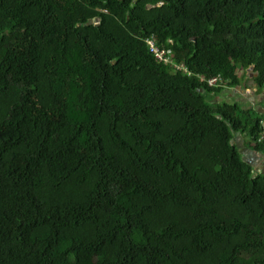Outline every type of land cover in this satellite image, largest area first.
Wrapping results in <instances>:
<instances>
[{
	"label": "trees",
	"instance_id": "1",
	"mask_svg": "<svg viewBox=\"0 0 264 264\" xmlns=\"http://www.w3.org/2000/svg\"><path fill=\"white\" fill-rule=\"evenodd\" d=\"M250 69L264 0H0V264H264Z\"/></svg>",
	"mask_w": 264,
	"mask_h": 264
},
{
	"label": "crops",
	"instance_id": "2",
	"mask_svg": "<svg viewBox=\"0 0 264 264\" xmlns=\"http://www.w3.org/2000/svg\"><path fill=\"white\" fill-rule=\"evenodd\" d=\"M246 78L250 77H244L242 80V85L243 82ZM239 88V87H237ZM235 88V89H237ZM235 89L227 90L224 93V100L228 102H239L245 105L247 108H255L259 114L264 115V90L260 94H258V91H249L253 92L249 96H244L242 94H236V95H230L227 97L228 92L233 91ZM236 144L239 147L240 152L247 157L248 160L252 161L258 168L261 170L264 169V156L261 154L257 153L255 150H253L252 145L248 144V142L245 141V137L242 135L238 136V139L236 140ZM264 173V172H262Z\"/></svg>",
	"mask_w": 264,
	"mask_h": 264
},
{
	"label": "rangeland",
	"instance_id": "3",
	"mask_svg": "<svg viewBox=\"0 0 264 264\" xmlns=\"http://www.w3.org/2000/svg\"><path fill=\"white\" fill-rule=\"evenodd\" d=\"M238 75L240 76L241 79H243L244 77H250V78H246L244 80L242 87H239L233 91L228 92L227 97L230 95H236V94H242L244 96H249L253 93L249 91H257L255 83L253 82V79H254L253 69H250L249 71H240ZM261 172H264V169L261 170Z\"/></svg>",
	"mask_w": 264,
	"mask_h": 264
},
{
	"label": "built area",
	"instance_id": "4",
	"mask_svg": "<svg viewBox=\"0 0 264 264\" xmlns=\"http://www.w3.org/2000/svg\"><path fill=\"white\" fill-rule=\"evenodd\" d=\"M150 48L152 53L156 56V58L158 59L159 62L161 63H165V64H170V56L167 57V54L163 51H160L153 42H150ZM220 79H213L210 81V86H215L218 84ZM222 81V79H221ZM259 142H264V133L262 134V136L260 137Z\"/></svg>",
	"mask_w": 264,
	"mask_h": 264
},
{
	"label": "clouds",
	"instance_id": "5",
	"mask_svg": "<svg viewBox=\"0 0 264 264\" xmlns=\"http://www.w3.org/2000/svg\"><path fill=\"white\" fill-rule=\"evenodd\" d=\"M241 71H244V70H241ZM240 72V71H239ZM262 136V135H261ZM260 140V139H259ZM261 143V142H260Z\"/></svg>",
	"mask_w": 264,
	"mask_h": 264
}]
</instances>
